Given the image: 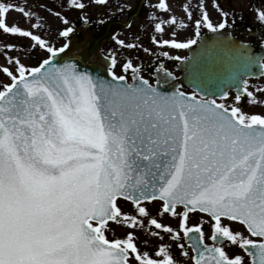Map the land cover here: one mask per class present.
Wrapping results in <instances>:
<instances>
[{
	"label": "snow or ice",
	"instance_id": "1",
	"mask_svg": "<svg viewBox=\"0 0 264 264\" xmlns=\"http://www.w3.org/2000/svg\"><path fill=\"white\" fill-rule=\"evenodd\" d=\"M109 3L40 4L61 18L56 36L64 42L57 46L42 34L47 17L0 0V34L22 38L0 50L6 60L0 74L10 81L0 83V264H181L173 248L193 264H244L241 250L251 264H264V114L163 92L159 81L153 87L138 75L142 68L131 58L118 61L114 51L106 53L104 76L82 68L78 60H88L89 51L72 52L71 14L90 23V9ZM144 4L159 36L165 25L177 24L169 0ZM116 6L121 14L131 12V4ZM183 8L197 35L202 26L216 32L229 22L218 0V23L202 0L195 9L190 3ZM11 11L28 27L9 24ZM251 11L264 25V0ZM134 15L125 27L131 29ZM99 23L107 26L103 17ZM194 43L151 37V44L172 49ZM143 51L151 55L153 48ZM22 56L35 63L25 64ZM64 57L68 61L59 63ZM243 85L241 92L256 100L248 82ZM192 213L207 219L190 225ZM166 216L177 226L162 222ZM121 226L129 229L122 237L116 234Z\"/></svg>",
	"mask_w": 264,
	"mask_h": 264
},
{
	"label": "rangeland",
	"instance_id": "2",
	"mask_svg": "<svg viewBox=\"0 0 264 264\" xmlns=\"http://www.w3.org/2000/svg\"><path fill=\"white\" fill-rule=\"evenodd\" d=\"M140 0H122L121 6L125 4H131V12L125 11L123 14L120 13V10L116 12L117 16H120L121 19L125 20L130 14L136 11L137 4ZM10 2L21 4V5H27L30 10H38L40 14L44 17H47L46 21V27L43 31V35L45 36H51L53 43H56L57 46L62 44L64 41L61 40L59 37L56 36V30L61 27V18L55 17L54 13L45 11L43 8H39L38 6L40 4H48L49 7L53 5H59L60 0H10ZM86 3L89 2V0H85ZM150 2L155 3L156 0H150ZM205 7L208 8L211 17L214 22H219L218 18L220 17V13L213 8V4L217 2V0H202ZM221 7L224 8L225 11L229 13V22L228 26H242V25H249L250 27H259L263 26L261 23H259L255 19V13L251 11L252 5L259 4V0H218ZM169 3L172 5V12L170 15H175L178 18L177 24L172 25L169 27L168 25H165L166 33L163 36H159L156 32L153 31L152 24L150 21L145 19L146 13L149 11L147 7H143L141 13L139 16L133 20L131 29H120L119 34L113 39L105 48V53L109 51H114V54L117 55L118 61H125L128 58H131L137 67L142 68V74L145 75L146 79H148L150 82H153V78L151 76L152 70L154 68V63L158 60H167L169 63H174L177 61L175 57L179 56L180 59L186 56V52L184 49H172L170 46H160L151 44V37L152 36H158L159 39H176L178 42L187 43L188 40H196L201 33L206 32L207 27L202 26L199 32V36L196 34V27L194 23H192L183 8V5L185 3L192 4L193 8L195 9L199 3H201V0H169ZM57 10H61L57 8ZM62 11L67 12V9H63ZM106 12H109L110 15L104 16L103 14L105 12L102 11V8L100 7L99 10H97L96 6H93L88 15L91 18V20H100L101 17L103 19L105 17H110L112 15L116 16L115 12L113 10H107ZM235 13V19H232V14ZM168 14H165V18H167ZM197 18L200 16V12H196ZM71 18L73 21H76V17L74 14H71ZM7 22L9 24H13L15 22H19L21 26L28 27L26 23H24L21 14L18 11H11L7 17ZM143 22V23H142ZM181 22H183V26L181 25ZM22 38L18 37H7L3 34H0V50H3L5 43H18L19 40ZM117 39H123L126 41V43H135L137 45H140L141 47L137 48H121L117 43ZM151 46L153 48V53L150 55L149 53H146L143 51V47H149ZM28 51H31L29 49ZM168 51L169 55L164 56L163 52ZM37 55H41L38 53ZM23 62L25 64H34L35 63V57H33L31 60L27 58V56H22ZM6 63V60L2 54H0V65H4ZM117 74H123L121 72V68L117 67L116 69ZM129 75V81H130V73ZM7 77H5L3 74H0V83H9ZM264 89V79L258 80V81H252L249 86V91L253 92L254 96L256 97V100H253L251 97L246 96L242 99H240L239 102H236L235 97L232 95L228 97V99L217 101L218 103H225L229 106H240L242 107V110L245 111L248 114H259L257 111H260V106L264 107V92H258L256 91L257 88ZM259 106V108L257 107ZM264 113V111H262ZM122 203V202H121ZM130 208V205H125L124 210L128 211ZM165 218H168L165 217ZM159 219V217H158ZM169 219V218H168ZM164 223H166L163 219ZM112 223V222H110ZM129 229L127 227H119L117 231V236H123ZM109 238H112V234L108 233ZM155 239V238H153ZM177 249V248H174ZM178 250V249H177ZM190 252V250H189ZM175 257L178 258L181 262V264H192V260L182 257L180 255V249L179 253L173 252ZM191 254V252H190Z\"/></svg>",
	"mask_w": 264,
	"mask_h": 264
},
{
	"label": "water",
	"instance_id": "3",
	"mask_svg": "<svg viewBox=\"0 0 264 264\" xmlns=\"http://www.w3.org/2000/svg\"><path fill=\"white\" fill-rule=\"evenodd\" d=\"M138 12L134 15V17ZM125 23L113 20L104 29H76L70 37L72 52L83 53L87 48L89 59L78 60L80 66L87 67L94 74L105 75L104 65L106 56L102 53V45L106 44L116 32L117 25ZM85 28V27H83ZM82 32V38L77 34ZM189 57L180 63L176 70L182 73L180 77L167 76L168 71L161 65L154 72L153 77L157 86L166 93L179 91L181 87L190 88L200 98L225 99L224 93L234 92L241 96L243 82L251 78L264 76V52L254 53L253 45L244 43L240 37H233L228 28L210 31L203 35L197 44L188 48ZM72 52L69 53L71 56ZM68 61V57L59 60V63ZM139 75V74H138ZM107 78V77H106ZM189 97L193 95H188ZM197 98V99H200Z\"/></svg>",
	"mask_w": 264,
	"mask_h": 264
},
{
	"label": "flooded vegetation",
	"instance_id": "4",
	"mask_svg": "<svg viewBox=\"0 0 264 264\" xmlns=\"http://www.w3.org/2000/svg\"><path fill=\"white\" fill-rule=\"evenodd\" d=\"M121 2H122V0H110V3H109V5L106 8L105 7H101L102 8V11L103 12H106L107 10L110 9V10H113L115 12V14H116V12L119 11V8H117L116 5L117 4H121ZM139 3H140V1H139ZM139 3L137 4V8L139 6ZM142 9H143V7H142ZM104 19L107 20V22H108L111 19H121V18H120V16H117V14H116V16L112 15L110 17H105ZM82 23L83 22L75 21L74 22V26L77 28ZM88 24L90 25V27L88 29H94V28H100L101 29L102 27H104V26H101L100 25L99 20H91V22L88 23ZM117 29H122V28L121 27H117ZM126 29H128V28H126ZM244 30L246 31L247 29H232V32H233L234 35H238L237 31H239V33H241ZM250 30L258 31L259 29H250ZM248 42L255 43V51H258L260 49V47L264 44V32L259 36L258 39L257 38H254V37L249 38L248 39ZM262 111H264V107L263 106H260V111H258L257 113L264 114ZM200 217H203L204 219H207L206 214H203V213H192V214H190V221H189L190 225L197 223L198 218H200ZM168 218H164V221L166 223H171L174 227L177 226V224H178V221L177 220L170 219V218L168 219ZM232 226H233V228L239 227L236 223H233ZM205 232H206L207 236H209V237L211 236V229L208 228L207 225L205 226ZM245 235H247V232L246 231H245ZM252 239L259 240V238H256V237H252ZM208 243L211 244L212 241L211 240H208ZM177 249H174L173 248V252L179 253V249L178 250ZM228 250L229 251H232L231 248H229ZM190 252H191V250H190ZM238 254L244 257V264H251V257L248 255V253H246L243 250H241V251L238 252ZM192 264H193V261H192Z\"/></svg>",
	"mask_w": 264,
	"mask_h": 264
},
{
	"label": "bare ground",
	"instance_id": "5",
	"mask_svg": "<svg viewBox=\"0 0 264 264\" xmlns=\"http://www.w3.org/2000/svg\"><path fill=\"white\" fill-rule=\"evenodd\" d=\"M141 247L143 248V246L141 245Z\"/></svg>",
	"mask_w": 264,
	"mask_h": 264
}]
</instances>
